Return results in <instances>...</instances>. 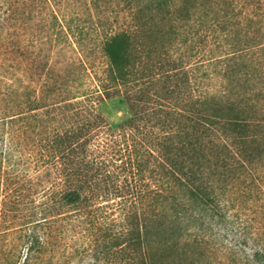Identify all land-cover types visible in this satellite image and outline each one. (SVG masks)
<instances>
[{
	"label": "trees",
	"instance_id": "1",
	"mask_svg": "<svg viewBox=\"0 0 264 264\" xmlns=\"http://www.w3.org/2000/svg\"><path fill=\"white\" fill-rule=\"evenodd\" d=\"M123 1L94 73L60 40L52 84L7 85L5 264H264V0Z\"/></svg>",
	"mask_w": 264,
	"mask_h": 264
},
{
	"label": "rangeland",
	"instance_id": "2",
	"mask_svg": "<svg viewBox=\"0 0 264 264\" xmlns=\"http://www.w3.org/2000/svg\"><path fill=\"white\" fill-rule=\"evenodd\" d=\"M126 6L123 0H20V47L16 45L17 43L14 45L17 38L14 35L9 39L12 43L6 46L0 45V207L4 208L8 200L7 132L4 123L7 114V85L14 82L19 75L23 76V80L37 84L43 82L52 84L54 78L50 72L57 69L65 58L58 51L60 40L65 45L66 52L63 53H68V56L77 59L76 70L83 69L79 65L82 55L87 70L94 73L93 68L103 64L102 38L123 28L124 22L128 20ZM55 13L63 20L66 18L67 25L69 24L71 28L70 40L65 41L59 33ZM6 31L11 32L12 29ZM85 80L86 84L90 85L91 78L86 76ZM100 110L111 122L119 121L128 114L126 105L118 97L102 102ZM6 226V221L0 218V229H5ZM229 238H232V235ZM227 240L225 239V242ZM228 250L227 246L214 250L213 255L218 264H229ZM8 252L7 240L1 238L0 264H5ZM79 259V256L72 258L73 262Z\"/></svg>",
	"mask_w": 264,
	"mask_h": 264
}]
</instances>
